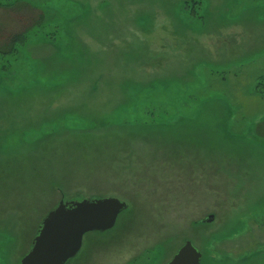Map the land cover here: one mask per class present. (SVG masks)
<instances>
[{
  "label": "rangeland",
  "instance_id": "374dc122",
  "mask_svg": "<svg viewBox=\"0 0 264 264\" xmlns=\"http://www.w3.org/2000/svg\"><path fill=\"white\" fill-rule=\"evenodd\" d=\"M22 33L0 54V264L60 199L104 196L128 207L66 264L187 240L264 264V0H0V49Z\"/></svg>",
  "mask_w": 264,
  "mask_h": 264
},
{
  "label": "water",
  "instance_id": "95a60500",
  "mask_svg": "<svg viewBox=\"0 0 264 264\" xmlns=\"http://www.w3.org/2000/svg\"><path fill=\"white\" fill-rule=\"evenodd\" d=\"M127 207V202L110 196L60 199L43 216L19 264H65L79 253L85 233L114 227L117 217ZM211 219L212 215H208L204 221ZM201 255L187 240L165 264H200Z\"/></svg>",
  "mask_w": 264,
  "mask_h": 264
},
{
  "label": "trees",
  "instance_id": "16d2710c",
  "mask_svg": "<svg viewBox=\"0 0 264 264\" xmlns=\"http://www.w3.org/2000/svg\"><path fill=\"white\" fill-rule=\"evenodd\" d=\"M41 19H42V16L40 15L38 17V20L35 21V23L33 25H31L30 27L38 25V23L40 22ZM23 35H24V33L17 35V36H14V38L8 44L5 45L6 47H4L3 49H0V54L7 55V54L11 53L13 50H15L16 44L22 39ZM66 263H67V261H66Z\"/></svg>",
  "mask_w": 264,
  "mask_h": 264
}]
</instances>
